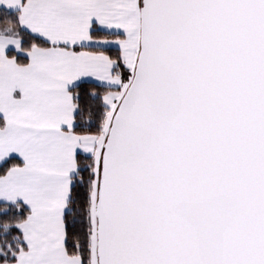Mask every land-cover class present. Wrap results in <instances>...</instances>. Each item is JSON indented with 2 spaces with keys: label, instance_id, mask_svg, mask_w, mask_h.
I'll use <instances>...</instances> for the list:
<instances>
[{
  "label": "snow or ice",
  "instance_id": "obj_1",
  "mask_svg": "<svg viewBox=\"0 0 264 264\" xmlns=\"http://www.w3.org/2000/svg\"><path fill=\"white\" fill-rule=\"evenodd\" d=\"M0 264H264V0H0Z\"/></svg>",
  "mask_w": 264,
  "mask_h": 264
}]
</instances>
